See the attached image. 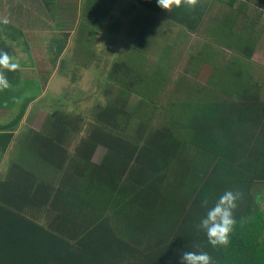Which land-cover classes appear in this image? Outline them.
Returning <instances> with one entry per match:
<instances>
[{
    "label": "trees",
    "instance_id": "obj_1",
    "mask_svg": "<svg viewBox=\"0 0 264 264\" xmlns=\"http://www.w3.org/2000/svg\"><path fill=\"white\" fill-rule=\"evenodd\" d=\"M44 2L49 7L56 0ZM138 3L144 10L162 12L156 0H138ZM241 3L231 0L225 12L236 10L242 13ZM212 5V0H200L195 10L189 11L183 7L173 9L168 18L188 33H195L209 27L208 22L205 27V19L208 18ZM225 18L227 16L215 21L218 26L215 34L222 39L212 42L218 46L222 43L230 50L236 48L237 53L249 57L254 52L250 51L246 55V48L257 46L256 23L251 28L246 23L238 30L234 20L228 21ZM15 29L12 25H4L0 33V49L14 57L13 50L10 51L13 47L9 44H15V48L25 47L23 54H29V64L33 62L28 65L32 67L31 70H36L37 77L34 79L41 78L44 81L47 78V66L54 65L56 68L59 65L57 62L67 50L70 36L66 33L64 44H52L51 51L56 54L55 62H40V57L39 62H34L37 59L35 53L30 58V50L33 48L26 40L28 36ZM229 31L237 36L234 46L228 40L231 36H228ZM46 54L48 55L47 51ZM26 64L20 65L17 71L4 72L9 85L17 86L16 89L21 86ZM121 68L120 65H114L112 73ZM53 70L54 67L49 73ZM132 77L140 78L135 72L130 74L129 81ZM108 82L104 85L111 84ZM48 84L47 81L43 88L46 89ZM236 87L235 93L242 92L240 94L243 97L239 101L243 104L240 108L220 107L214 110L209 107L195 112L196 128L193 138L199 149L198 155L192 147L188 149L170 139L165 140L164 133L158 132L160 142H143L141 137L140 146L137 147H143L139 166L132 168L129 172L131 174L123 182L117 180L116 173L119 169L124 178L130 164L124 162L121 166L119 154L137 153L136 149L125 148L130 143L128 137L132 135L124 134L127 128L120 129L123 124L129 126L126 122L119 123L122 115L126 116L127 113L124 110L117 113L116 109H101L96 106V115L92 119L97 126L77 150L71 152L68 150L71 144H67V137L83 131L84 127L79 126L84 122L86 124V118L85 121L80 120L81 117L73 121L68 113L56 112L51 118L53 128L50 138L54 145L39 141L37 144L30 143L28 147L31 155L37 154L40 161L44 160V182L32 168H27L25 172V168L20 166L14 168L0 185V264H180V253L186 250L206 251L215 264H264V235L259 233L262 229L264 231V214L260 211L262 197L260 194H253L255 183L264 179V129L262 139L253 144L248 134L252 137V127L259 121L258 113L253 102L245 99L248 93L243 89L238 91ZM0 99V103H3V97ZM36 100L28 98L13 122L0 127V133L10 131L5 136L0 134V153L7 152L14 139L15 129L20 126ZM99 146L107 150V156L101 165L94 166L90 160ZM3 157L0 154V158ZM181 158H184V164L174 171L169 172L164 167L167 160L179 164ZM174 172L175 175H171ZM184 172L189 173V177L195 182L178 180ZM15 176L16 180L11 179ZM175 178L176 181H170ZM98 184L102 194L112 198L115 214L125 221L121 233L116 231L117 237L113 236L110 229L113 223L105 221L92 224L95 227H90L82 236L76 234L75 237L63 239L61 229L44 231L33 225L37 220L25 217L22 213L29 205H43L50 199H54L62 208L65 205L68 213L77 208L86 211L91 186ZM227 190L240 191L242 197L237 201L238 206L234 211L236 224L230 235L229 245L214 250L208 245L205 233L197 228L207 212L201 206V201L207 198L211 207ZM184 191L186 193L182 197ZM182 199L186 202L183 206L184 213L181 217H175L174 209L180 206ZM187 205H190L188 210ZM89 212H85V218L89 216ZM107 233L112 235L109 239L101 238V234Z\"/></svg>",
    "mask_w": 264,
    "mask_h": 264
},
{
    "label": "rangeland",
    "instance_id": "obj_2",
    "mask_svg": "<svg viewBox=\"0 0 264 264\" xmlns=\"http://www.w3.org/2000/svg\"><path fill=\"white\" fill-rule=\"evenodd\" d=\"M238 1L244 3H241L242 13L236 10L225 12L231 0H212L209 16L205 19V27L207 22L209 27L188 33L169 20L168 12L144 10L138 0H56L54 5L48 3L49 7H46L44 0H0V21L7 18L8 24L17 28L15 31L28 36L26 40L33 48L30 58L35 53L37 59L34 62H39V57L40 62H55L52 44H64L66 33L70 36L68 48L57 62L59 65L56 68L53 65L51 73L53 67L47 66L50 70H47L44 81L34 79L37 77L36 70L29 67L33 62L29 64V54H23L25 47L15 48V44H9L19 65L27 63V67L23 68L28 72L23 71V80L18 89L10 85L0 91V98L3 97V103H0V127L13 122L28 98L37 100L15 129L14 139L9 145L11 159L6 160L9 147L6 153H0L4 156V159L0 158V185L14 168L20 166L25 168V172L27 168H32L44 182V160L40 161L37 154L31 155L28 147L30 143L37 144L39 141L54 145L50 138L53 128L51 118L56 112L68 113L73 121L79 120V117L85 121L86 118V124L84 122L79 126L84 127L83 131L67 137L71 152H75L97 126L92 119L96 115V106L127 113L126 116L122 115L119 123L126 122L129 126L123 124L120 129L127 128L124 134L132 135L128 137L130 143L125 148L136 149L137 153L119 154L121 166L124 162L130 164L124 178L118 169L116 174L120 182L128 178L132 168L139 166L143 147H137L140 146L141 137L143 142H160L158 132L164 133L165 140L170 139L188 149L192 147L198 155L199 149L193 138L195 112L209 107L214 110L220 107L240 108L243 104L239 101L243 97L242 92L235 93L236 86V90L243 89L248 93L245 99L253 102L258 113L259 121L252 127V137L248 134L249 140L256 144L262 139L264 129V0ZM223 16H227L225 20H234L238 30L246 23L250 28L256 23L257 46L246 48V55L254 52L249 57L237 53L236 48L230 50L222 43L218 46L212 42L221 38L215 34L218 28L215 21ZM3 29L4 24L0 23V33ZM228 36L234 46L237 36L230 31ZM51 39L54 40L50 42ZM116 64L122 66L117 70H123L112 73ZM134 72L140 78L132 77L129 81L130 74ZM47 81L49 86L44 89ZM105 82L110 85H104ZM9 133L3 131L0 134L5 136ZM124 137L127 138V135ZM106 156L107 150L99 146L90 163L99 166ZM183 159L179 164L167 160L164 167L172 172L184 164ZM5 164L3 172L2 166ZM175 172L171 175L174 176ZM11 179L16 180V176ZM178 180L195 182L185 172ZM170 181L174 182L176 178ZM256 183L253 194L261 195L260 211L264 214V179ZM91 189L87 218L85 209L77 208L68 213L65 205L60 207L54 199L43 205H29L22 213L37 220L33 225L44 231L61 229L63 239L75 237L76 234L82 236L90 227L94 228L105 221L115 224H111L110 229L117 237L125 221L115 214L112 198L102 194L99 184L91 186ZM182 193L184 197L186 192ZM185 204L182 199L180 206L175 207V217L183 215ZM189 207L187 205V210ZM259 233L263 236V229ZM110 236L108 233L101 234L103 239Z\"/></svg>",
    "mask_w": 264,
    "mask_h": 264
},
{
    "label": "clouds",
    "instance_id": "obj_3",
    "mask_svg": "<svg viewBox=\"0 0 264 264\" xmlns=\"http://www.w3.org/2000/svg\"><path fill=\"white\" fill-rule=\"evenodd\" d=\"M199 0H156L157 6L165 12L173 9L186 8L189 11L195 10ZM0 23L7 25L9 20L4 18ZM19 63L13 56L3 49H0V91L10 87L5 71L14 72L19 69ZM242 197L240 191H225L216 202L209 207L210 201L205 198L201 206L207 209L206 216L200 220L197 226L198 231H203L207 243L212 249L225 248L230 243V235L234 230L236 220L234 211L237 208V201ZM180 264H215L212 256L206 251H182L180 253Z\"/></svg>",
    "mask_w": 264,
    "mask_h": 264
},
{
    "label": "crops",
    "instance_id": "obj_4",
    "mask_svg": "<svg viewBox=\"0 0 264 264\" xmlns=\"http://www.w3.org/2000/svg\"><path fill=\"white\" fill-rule=\"evenodd\" d=\"M1 149H2V148L0 147V151H1ZM10 149H11V146L9 147V150H8L9 153H8V155H7L8 158H6L7 161H8V159H9V160L11 159V158H10V156H11L10 154H11L12 150L10 151ZM3 159H4V158H3ZM7 161H6V162H7ZM5 166H6V164L2 166V168H3V172L5 171Z\"/></svg>",
    "mask_w": 264,
    "mask_h": 264
}]
</instances>
